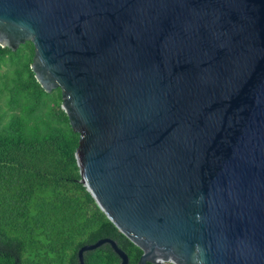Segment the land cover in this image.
<instances>
[{
  "label": "water",
  "instance_id": "obj_1",
  "mask_svg": "<svg viewBox=\"0 0 264 264\" xmlns=\"http://www.w3.org/2000/svg\"><path fill=\"white\" fill-rule=\"evenodd\" d=\"M80 134L139 264H264V0H0V45ZM117 241L104 237L79 250Z\"/></svg>",
  "mask_w": 264,
  "mask_h": 264
},
{
  "label": "trees",
  "instance_id": "obj_2",
  "mask_svg": "<svg viewBox=\"0 0 264 264\" xmlns=\"http://www.w3.org/2000/svg\"><path fill=\"white\" fill-rule=\"evenodd\" d=\"M0 130V264H80L79 250L110 237L139 264L143 250L107 217L82 182L75 132L60 88L47 92L31 68V40ZM9 112V111H8ZM11 112V111H10ZM85 264H120L110 243L84 252ZM172 264V263H166Z\"/></svg>",
  "mask_w": 264,
  "mask_h": 264
},
{
  "label": "rangeland",
  "instance_id": "obj_3",
  "mask_svg": "<svg viewBox=\"0 0 264 264\" xmlns=\"http://www.w3.org/2000/svg\"><path fill=\"white\" fill-rule=\"evenodd\" d=\"M24 59L25 53L22 48L18 53H8L0 58V130L7 123L4 121L5 117H11L13 114L9 108L10 101L14 100L10 87L14 85L16 80L14 77L21 70Z\"/></svg>",
  "mask_w": 264,
  "mask_h": 264
},
{
  "label": "flooded vegetation",
  "instance_id": "obj_4",
  "mask_svg": "<svg viewBox=\"0 0 264 264\" xmlns=\"http://www.w3.org/2000/svg\"><path fill=\"white\" fill-rule=\"evenodd\" d=\"M167 263V262H166ZM166 263H163V264H166Z\"/></svg>",
  "mask_w": 264,
  "mask_h": 264
}]
</instances>
